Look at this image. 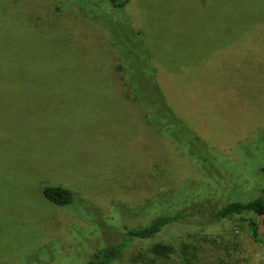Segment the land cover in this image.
Returning <instances> with one entry per match:
<instances>
[{"label":"rangeland","instance_id":"374dc122","mask_svg":"<svg viewBox=\"0 0 264 264\" xmlns=\"http://www.w3.org/2000/svg\"><path fill=\"white\" fill-rule=\"evenodd\" d=\"M132 70L172 118L149 121ZM262 167L264 0H0V264H85L165 212L110 264H264L248 220L213 213L261 194Z\"/></svg>","mask_w":264,"mask_h":264},{"label":"trees","instance_id":"16d2710c","mask_svg":"<svg viewBox=\"0 0 264 264\" xmlns=\"http://www.w3.org/2000/svg\"><path fill=\"white\" fill-rule=\"evenodd\" d=\"M128 0H109V2L114 7H121L124 6L127 3ZM107 28V27H106ZM108 29V28H107ZM109 30V29H108ZM135 37H137L140 41L141 35L139 32L134 31L133 32ZM143 42V41H142ZM144 43V42H143ZM118 52L120 56L122 57V54H130L132 53V47L129 48V45H121L117 46ZM139 50L144 51V54L147 51V49H141ZM135 50H133L134 52ZM131 57V56H130ZM123 64L120 63V67H122ZM128 67V66H127ZM130 68V66L128 67ZM131 69V68H130ZM131 75H129V78H131V95L138 103H143L144 106L147 108V114L149 116V121L152 122L153 125L156 126V117L155 115L149 114V107H152L153 109H158V120L162 121L166 118H172L173 114L169 107H167L162 92L159 89L158 85L155 82V79H153V76H141V74H136L133 70L130 72ZM148 80L152 83H148ZM154 82V84H153ZM158 94V96H157ZM162 123V122H161ZM159 124H157L158 126ZM164 126V124L162 123ZM187 128V127H186ZM189 136L196 142V145L203 147L205 150H207V147L205 144L195 135L190 132V130L187 128ZM179 145L183 148V150L188 152L184 146L183 141H179ZM208 151V150H207ZM188 156L193 158L192 154L187 153ZM206 160L207 157L205 156ZM197 162L200 163L201 166H204L205 162L204 159L202 161L197 160ZM262 171L264 172V167H262ZM44 197L58 205L68 206L71 205L74 201V195L73 192L67 188L61 187L60 185H45L42 189ZM213 213L216 218L222 219V218H229L232 216H238L240 219L248 220V227L250 229V232L255 240L260 242L264 246V236L260 235V228L258 221L256 219L257 216H264V188L262 189V193L254 196L248 200H228L224 204L219 205L213 210ZM252 213L254 214L253 217H246L247 214ZM179 218L178 214H171L169 213H159L153 218L149 220V222L144 226L139 227H130L125 232L126 237L122 239L120 242H111L106 247H103L99 250L96 257H92L86 260L85 264H110L111 262L119 259L123 254V246L125 244L126 240H148L155 237L157 234L165 230L167 225L174 223ZM154 250L157 253L166 254L168 252V247L166 245H162L159 243H156L154 246ZM183 258V257H182ZM183 264H188L186 259L183 258Z\"/></svg>","mask_w":264,"mask_h":264}]
</instances>
